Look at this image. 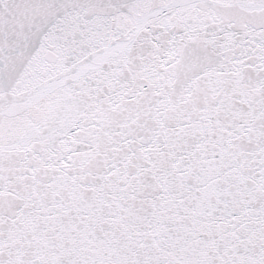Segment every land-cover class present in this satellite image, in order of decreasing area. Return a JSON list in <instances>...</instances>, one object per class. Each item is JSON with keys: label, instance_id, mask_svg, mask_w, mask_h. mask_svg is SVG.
<instances>
[{"label": "snow or ice", "instance_id": "obj_1", "mask_svg": "<svg viewBox=\"0 0 264 264\" xmlns=\"http://www.w3.org/2000/svg\"><path fill=\"white\" fill-rule=\"evenodd\" d=\"M0 264H264V0H0Z\"/></svg>", "mask_w": 264, "mask_h": 264}]
</instances>
